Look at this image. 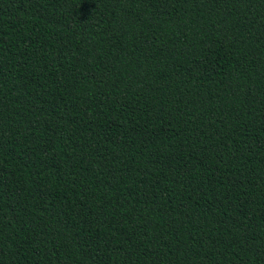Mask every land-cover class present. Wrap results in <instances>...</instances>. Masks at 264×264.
Segmentation results:
<instances>
[{"label":"trees","instance_id":"1","mask_svg":"<svg viewBox=\"0 0 264 264\" xmlns=\"http://www.w3.org/2000/svg\"><path fill=\"white\" fill-rule=\"evenodd\" d=\"M0 264H264V0H0Z\"/></svg>","mask_w":264,"mask_h":264}]
</instances>
